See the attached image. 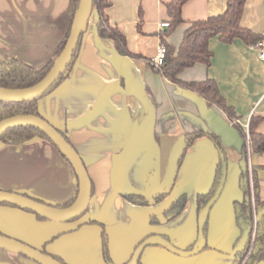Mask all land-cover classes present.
Returning <instances> with one entry per match:
<instances>
[{
  "label": "crops",
  "instance_id": "crops-1",
  "mask_svg": "<svg viewBox=\"0 0 264 264\" xmlns=\"http://www.w3.org/2000/svg\"><path fill=\"white\" fill-rule=\"evenodd\" d=\"M109 1L111 24L141 59L121 56L112 41L101 39L94 12L69 76L39 101L41 115L67 133L87 169L92 183L87 212L78 221L61 223L39 220L32 213L0 204V236L45 248L65 264H108L101 225L114 264H129L138 246L151 236H163L180 250H193L199 236L198 197L211 190L219 160L208 138L196 140L187 149L175 185L164 200L138 206L124 195L153 199L165 192L185 135L203 131L221 138L228 159L223 191L209 214L205 248L184 257L161 246H148L141 262L232 264L241 236L234 202L242 198L239 176L244 138L222 109L208 106L199 95L149 65L161 45L160 24L168 21L166 4L172 0ZM74 2L0 0V62L13 56L40 68L54 58L69 29ZM226 5L227 0H189L182 11L184 23L167 41L178 48L190 22L221 14ZM241 24L264 36V0H247ZM210 47L214 53L211 66L197 64L180 77L216 81L239 116L238 124L248 128L253 116L264 118V60L241 40L225 44L213 39ZM258 130L264 134V121ZM253 165L264 166V153L250 157ZM259 184L264 201V170L259 172ZM0 190L57 207L77 198L79 181L69 161L46 140L19 146L0 143ZM182 195L187 197L184 211L173 219L164 217ZM151 217H159L160 223L151 224ZM0 264L38 263L0 249ZM254 264H264V253Z\"/></svg>",
  "mask_w": 264,
  "mask_h": 264
},
{
  "label": "trees",
  "instance_id": "trees-1",
  "mask_svg": "<svg viewBox=\"0 0 264 264\" xmlns=\"http://www.w3.org/2000/svg\"><path fill=\"white\" fill-rule=\"evenodd\" d=\"M188 1L189 0H172L166 4V10L168 14L167 22H169V27L163 31H160L159 34L161 44H163L167 50L165 64L160 68H156L151 65V60H148V63L153 70L160 73L171 82L199 95L208 106H217L222 109L243 136L244 144L242 148V159L246 162V167L244 169L242 168L241 174L239 176V187L242 192V198L241 200H236L234 202L235 224L240 230L241 236L236 245L234 261L232 264H254L259 256L264 253V201L260 195L259 184V172L264 170V166H250V157L253 154L264 153V134L258 130L259 126L264 121V118L261 116H253L249 122L248 128L241 126L237 123V121L240 119L239 116L236 114L234 108L227 103L216 81L212 79H207L204 81H185L180 77V75L185 70L192 68L197 64H201L206 67L211 66L214 53L211 50L210 45L213 39H218L225 44H231L236 40H241L246 45L253 46L261 41L264 42V36L252 31L247 27H244L241 24L247 0H227L226 9L223 13L211 15L203 20L190 22L188 28L184 32L180 45L178 48H175L167 41V38L184 23L182 11L184 5ZM79 6L80 0H75L69 29L64 40L60 43L54 58L50 59L42 67L36 68L33 65L13 56L6 57L0 62V88L9 90L26 89L33 87L46 77V75L52 69L55 60L63 51L67 43ZM110 6L111 3L109 0H93V13L95 12L98 17V36L103 40L112 41L115 45V49L121 56L141 59L139 55L134 54L129 50L125 35L119 30V28L111 24L107 14V9ZM140 17L141 21L138 27L141 31L143 24L142 9L140 11ZM82 39L83 35L80 38L74 57L65 72L42 97L24 102H0V123L7 118L18 115H34L45 119L39 112V101L43 97L52 93L63 82H65L78 58ZM60 132L71 144L67 133L64 131ZM204 137L208 138L214 144L219 155V160L211 190L209 193L201 194L198 197L199 215L207 202L215 195L227 172V153L221 138L215 134L203 131L187 133L183 141L184 150L181 158L179 159L176 177L173 184L174 186L187 149H189L196 140ZM37 140H46L54 145V143L46 136L45 133L34 127H18L10 129L0 138V143L6 146H19ZM168 195L169 193L162 192L153 199H147L143 196L134 194H125L124 197L135 205L148 206L152 201L155 203L160 202ZM76 199L77 198H74L70 202L57 207L50 206L37 199L34 200L41 202L50 208L63 210L71 207L75 203ZM186 203L187 197L186 195H182L164 213V217L167 219H173L179 216L184 211ZM10 206L22 209L14 205ZM22 210L34 214L39 220H48L30 210ZM80 218L72 222L78 221ZM208 222L209 216L205 217L204 219V237H206ZM89 223L101 225L96 221H90ZM150 223L158 224L160 223V218L151 217ZM101 226L103 227L102 236L105 260L108 264H114L109 253L108 235L106 233L105 227L103 225ZM246 231H250V237L246 248L243 251H237V248L239 247ZM41 251L45 254H49L45 248ZM141 256L142 252L138 257L136 264H142ZM53 257L65 264L61 258L57 256Z\"/></svg>",
  "mask_w": 264,
  "mask_h": 264
},
{
  "label": "water",
  "instance_id": "water-1",
  "mask_svg": "<svg viewBox=\"0 0 264 264\" xmlns=\"http://www.w3.org/2000/svg\"><path fill=\"white\" fill-rule=\"evenodd\" d=\"M92 15L93 0H80V6L75 15L67 43L46 77L38 84L26 89L9 90L0 88V102H24L42 97L59 80L72 61L80 38L84 34L87 22ZM18 127H34L46 134L73 167L79 181V193L75 203L64 210H56L33 198L3 190H0V203H6L30 210L54 222L67 223L82 217L87 212L92 197V183L78 152L62 135L59 129L46 119L34 115H18L2 121L0 123V138L10 129ZM183 150L184 145L182 144L172 163L169 174V186L165 191L166 193L170 192L174 184L179 159L183 154ZM241 167L243 169L246 167V162L244 160L241 162ZM225 179L226 174L215 195L207 202L199 215V236L193 250L183 251L166 240L163 236H151L138 246L129 264H136L141 252L148 246H161L173 254L184 257L193 256L202 252L205 248L204 219L209 216L213 206L219 199L225 185ZM249 237L250 231H246L237 251H243L246 248ZM0 249L23 255L38 264H63L52 255L45 254L41 250L14 238L0 236Z\"/></svg>",
  "mask_w": 264,
  "mask_h": 264
},
{
  "label": "built area",
  "instance_id": "built-area-1",
  "mask_svg": "<svg viewBox=\"0 0 264 264\" xmlns=\"http://www.w3.org/2000/svg\"><path fill=\"white\" fill-rule=\"evenodd\" d=\"M168 27H169V22H163L160 24L161 31L165 30ZM250 48L258 53L259 58L261 60H264L263 41L257 43L256 45L250 46ZM166 53H167L166 47L163 44H161L157 50L156 56L151 60V65H153L156 68H160L161 66H163L165 64ZM237 123L239 122L237 121Z\"/></svg>",
  "mask_w": 264,
  "mask_h": 264
}]
</instances>
